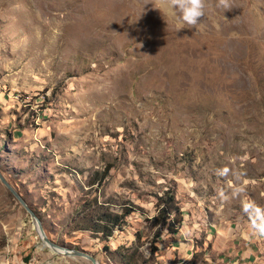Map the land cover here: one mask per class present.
<instances>
[{"label": "rangeland", "instance_id": "1", "mask_svg": "<svg viewBox=\"0 0 264 264\" xmlns=\"http://www.w3.org/2000/svg\"><path fill=\"white\" fill-rule=\"evenodd\" d=\"M171 3L0 0V264H118L168 189L185 220L147 264H264V0ZM94 197L147 216L107 239Z\"/></svg>", "mask_w": 264, "mask_h": 264}, {"label": "trees", "instance_id": "2", "mask_svg": "<svg viewBox=\"0 0 264 264\" xmlns=\"http://www.w3.org/2000/svg\"><path fill=\"white\" fill-rule=\"evenodd\" d=\"M109 173V170H104L99 180L103 183ZM83 205L85 210L80 219L84 222V229H92L107 239L117 231L122 232L126 229L128 217L136 213L147 216L142 206L131 201L123 202L118 206L111 198L99 201L97 197H94L91 203L85 201ZM155 211L156 213L147 219L155 227L154 236L149 241L147 250L143 248L145 245L142 243L143 232L139 230L136 232V240L129 246L118 245L115 248L110 245L105 246L110 255L117 257L118 264H147L148 260L159 251V241L163 234L174 238L180 233L185 213L176 200V193L173 190L168 189L161 195H157Z\"/></svg>", "mask_w": 264, "mask_h": 264}, {"label": "clouds", "instance_id": "3", "mask_svg": "<svg viewBox=\"0 0 264 264\" xmlns=\"http://www.w3.org/2000/svg\"><path fill=\"white\" fill-rule=\"evenodd\" d=\"M217 6L223 7L225 11L231 10L230 0H218ZM171 7L178 11L183 25L195 26L204 16L203 0H172ZM261 231L264 232V227H261Z\"/></svg>", "mask_w": 264, "mask_h": 264}, {"label": "water", "instance_id": "4", "mask_svg": "<svg viewBox=\"0 0 264 264\" xmlns=\"http://www.w3.org/2000/svg\"><path fill=\"white\" fill-rule=\"evenodd\" d=\"M40 229L42 230V227H40ZM58 251L64 252L68 255L84 256V257L88 258L89 260H91L93 264H101L100 260L92 254H86V253H82L81 251H78V250H68L65 248H63V250H58Z\"/></svg>", "mask_w": 264, "mask_h": 264}]
</instances>
